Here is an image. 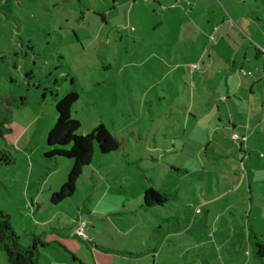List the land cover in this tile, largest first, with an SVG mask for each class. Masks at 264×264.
I'll list each match as a JSON object with an SVG mask.
<instances>
[{"label": "rangeland", "instance_id": "374dc122", "mask_svg": "<svg viewBox=\"0 0 264 264\" xmlns=\"http://www.w3.org/2000/svg\"><path fill=\"white\" fill-rule=\"evenodd\" d=\"M111 1L0 0V150L13 158L0 166V211L10 216L21 244L25 233L60 241L84 264H205L204 255L209 264H238L233 256L244 251L251 264H264L243 242L246 220L264 232V217L256 208L250 214L248 201L228 206L242 192L222 195L244 167L237 142L222 138V127L202 110L219 103L213 92L225 69L221 60L234 52L221 47L210 54L213 82L191 70L215 44L209 39H217V15L207 25L208 16L190 14L186 0L174 2L178 11L167 7L166 16L144 0H120L118 7ZM227 2L204 0L202 8L229 11ZM251 4L264 8V0ZM70 91L78 95L70 109L77 135L102 125L120 148L106 156L95 148L73 195L51 204L72 162L45 159V139L55 103ZM142 186L167 201L144 206ZM253 197L264 205L263 193ZM79 224L86 240L75 236ZM205 236L218 248L222 239L234 247L216 254L197 246ZM1 248L0 264H9ZM40 252L39 264L71 262L56 249Z\"/></svg>", "mask_w": 264, "mask_h": 264}, {"label": "crops", "instance_id": "0c3cea01", "mask_svg": "<svg viewBox=\"0 0 264 264\" xmlns=\"http://www.w3.org/2000/svg\"><path fill=\"white\" fill-rule=\"evenodd\" d=\"M106 1L109 2V0ZM119 1L120 0H112L113 7H118L117 4ZM132 1L134 2L135 0ZM203 1L204 0H186V5L190 14L200 16L203 14L207 15V25L213 24L212 17L215 14L217 15V21L212 25V31L216 32L217 39L214 40V37L209 39L215 42L211 47V52L209 54L207 53L206 58L201 57L198 64H192L198 66L197 70H191L193 72L200 71L204 73L206 75L205 80H212L213 82V79L217 78L216 74H211L209 78L208 74L216 62L214 56L210 54L215 50L219 51L221 47L226 49L229 53L234 52V55L230 58L223 60L222 57L221 60V63L225 65V69H223L224 74H220L221 78L219 82H217V88H215L213 92V94L218 97L216 99H218L219 103L214 102L213 105L208 106L209 108L202 109L206 112L208 110V115L217 122L216 125L218 128L222 127V138H229L237 142V152L243 160L244 167L242 174L234 182L232 185L233 187H227L222 195H226V193L231 191L242 192L239 196H236L235 200L228 206L234 208V204L240 199L241 202L248 201L250 214L252 209L256 208V211L260 213V217L263 218L264 205L261 206L262 204L257 202L253 195L257 197L261 196V193L264 194V162L262 161L264 159V28L261 26L264 24V16L263 19H259L262 18V16H259V12L263 10L262 14L264 15V8L259 10L256 8V5L254 7L251 4V0H237L235 3H232V0H228L229 11L225 7L220 9V11H214L211 5H207L205 9L202 8ZM206 1L211 4H216V0ZM144 2H148L151 5L153 12L157 10V6L163 8L165 10L164 16L167 15V7H172L173 10L178 11L177 6L174 7V2L180 3V5L183 4L181 0H174L173 3H171V0H151V2L149 0H144ZM124 4L126 3H123V5ZM192 22H194L193 19ZM164 25V22H159L157 27L162 28L165 27ZM250 34L256 36L259 41L249 39L251 37ZM233 47H237V50L234 51L232 49ZM200 63L204 65V68H202ZM192 83L193 89L195 90L197 85L196 77H193ZM183 84L185 85V83ZM193 93L194 91H192V94ZM233 134H237L239 138L233 139ZM241 138H244V140ZM230 151L234 154V150ZM222 153L225 154L224 151ZM254 162L256 164H254ZM254 166L260 169V174H262V176L259 177L260 174L257 175L253 172ZM242 186H246V190L241 191ZM142 188L145 189V186H142ZM247 195H249V197L246 198ZM254 219L256 220L255 223L259 222L258 218ZM175 220L177 221L178 219ZM245 225L247 236L243 234L244 229L242 228L243 242H245V244L251 246L250 240L252 238L263 241L264 232L257 223L254 224L251 219H247ZM32 235L34 234L25 233L24 237L29 241ZM18 236L20 239V233ZM221 241V246L218 248L211 236H205V241L197 244V246L203 245L205 249H207V247H212L216 254L220 249H225V251L230 252L231 248L234 247L229 245L225 247L226 244L231 243L229 239H222ZM47 243L50 245L46 249H56L57 253L63 252V254L69 257V254H73L69 252L68 247L60 241L53 240ZM239 246L242 247V245ZM95 248L97 247L95 246ZM232 252L238 251L233 248ZM148 256L149 255H147V257ZM249 256L250 254H248V251H244L242 257H233L237 259L239 262L238 264H251ZM62 258H59V262L57 263L49 262V264H68L67 261ZM204 258V263L209 264V257L204 255ZM255 262L258 263L257 260H255ZM69 264H73V262L71 261Z\"/></svg>", "mask_w": 264, "mask_h": 264}, {"label": "trees", "instance_id": "16d2710c", "mask_svg": "<svg viewBox=\"0 0 264 264\" xmlns=\"http://www.w3.org/2000/svg\"><path fill=\"white\" fill-rule=\"evenodd\" d=\"M77 99V93L70 91L55 103L56 120L45 139L43 154L45 159H65L72 162L65 183L50 197L51 204L61 203L73 195L76 191V181L82 174V169L90 164L95 148L102 156L116 152L120 148L118 139L113 138L102 125L86 135H77L79 123L70 117V109ZM4 131L3 121H0V138L3 137ZM12 163L13 158L10 154L0 150V166ZM166 201L165 195H159L152 188L144 189V205L160 206ZM250 244L254 258L263 262L264 242L252 238ZM0 245L10 264H39V258L42 256L40 250L46 249L50 244L36 235H32L26 245L21 244L18 234L11 226L10 216L0 211ZM69 255L73 264H84L73 254Z\"/></svg>", "mask_w": 264, "mask_h": 264}, {"label": "built area", "instance_id": "2783aa9c", "mask_svg": "<svg viewBox=\"0 0 264 264\" xmlns=\"http://www.w3.org/2000/svg\"><path fill=\"white\" fill-rule=\"evenodd\" d=\"M191 69L192 70H197L198 69V66L197 65H192L191 66ZM232 138L233 139H238V135L237 134H233L232 135ZM242 140H244V138H241ZM75 236L82 239V240H86V236H85V232H84V227L82 224H79L75 230Z\"/></svg>", "mask_w": 264, "mask_h": 264}]
</instances>
